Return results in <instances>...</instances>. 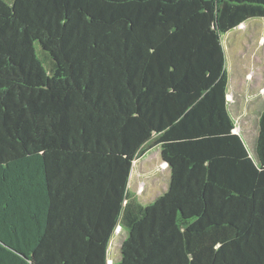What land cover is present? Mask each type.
I'll return each mask as SVG.
<instances>
[{"label": "trees", "instance_id": "16d2710c", "mask_svg": "<svg viewBox=\"0 0 264 264\" xmlns=\"http://www.w3.org/2000/svg\"><path fill=\"white\" fill-rule=\"evenodd\" d=\"M264 0H0V264H264L258 162L222 36ZM49 64V65H48ZM162 148L148 205L134 162Z\"/></svg>", "mask_w": 264, "mask_h": 264}, {"label": "rangeland", "instance_id": "374dc122", "mask_svg": "<svg viewBox=\"0 0 264 264\" xmlns=\"http://www.w3.org/2000/svg\"><path fill=\"white\" fill-rule=\"evenodd\" d=\"M229 73V110L249 154L258 162L256 143L259 117L264 109V18L248 19L222 36ZM49 65V64H48ZM171 173L157 147L136 160L129 191L148 205L168 191ZM127 231L119 226L110 243L109 264L121 260V246Z\"/></svg>", "mask_w": 264, "mask_h": 264}, {"label": "crops", "instance_id": "0c3cea01", "mask_svg": "<svg viewBox=\"0 0 264 264\" xmlns=\"http://www.w3.org/2000/svg\"><path fill=\"white\" fill-rule=\"evenodd\" d=\"M171 173V172H170Z\"/></svg>", "mask_w": 264, "mask_h": 264}]
</instances>
